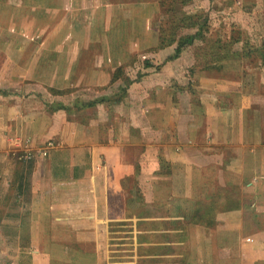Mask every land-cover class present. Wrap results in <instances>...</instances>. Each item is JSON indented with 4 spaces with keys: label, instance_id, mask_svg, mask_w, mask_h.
Instances as JSON below:
<instances>
[{
    "label": "crops",
    "instance_id": "obj_1",
    "mask_svg": "<svg viewBox=\"0 0 264 264\" xmlns=\"http://www.w3.org/2000/svg\"><path fill=\"white\" fill-rule=\"evenodd\" d=\"M206 1L247 38L192 70L135 4L0 0V264H264V0Z\"/></svg>",
    "mask_w": 264,
    "mask_h": 264
},
{
    "label": "trees",
    "instance_id": "obj_2",
    "mask_svg": "<svg viewBox=\"0 0 264 264\" xmlns=\"http://www.w3.org/2000/svg\"><path fill=\"white\" fill-rule=\"evenodd\" d=\"M192 0H158V7L161 12V19L156 23L158 30L159 47L175 45L173 53L168 59L176 58L189 46L199 42V53L196 54L195 64L192 70L219 68L216 64L226 60H239L240 52L233 50V45L247 38L241 36V30L236 28L227 39L220 34L212 36V23L209 13L200 9L187 11ZM203 44V45H202ZM245 44H248L245 42ZM259 54L264 64V43L252 54ZM118 71V70H117Z\"/></svg>",
    "mask_w": 264,
    "mask_h": 264
},
{
    "label": "rangeland",
    "instance_id": "obj_3",
    "mask_svg": "<svg viewBox=\"0 0 264 264\" xmlns=\"http://www.w3.org/2000/svg\"><path fill=\"white\" fill-rule=\"evenodd\" d=\"M83 1L82 4L84 5L85 11L86 13H81V12H77L74 11L72 13H68L69 16L71 17H76L77 20H75V25H78L79 23L82 24L81 22L84 21V16H87V20L84 21V24L87 23V26L90 28L92 27L93 30H96V25L94 23L90 22V18L91 20H93V16H95V12L92 11L93 6L96 3H102V4H106V3H110L112 4V6H115L116 4L120 7H122L121 3L124 2H128L129 4H135L138 6L137 8V12H135L133 10L132 13H137L136 15V20H137V29L139 30V33H142L145 29L146 26V22L148 19V23L150 24L149 27L151 29H153V31L158 35V30L156 28V23L161 19L162 15L160 12V8L158 7V0H81ZM214 3L213 4H209V2H207L206 0H192V2L185 7V10L187 11H195V10H200V9H207V8H211L214 7ZM208 12V11H207ZM131 13V14H132ZM216 13V12H215ZM152 14V15H151ZM120 15L122 16V18L125 20L129 21V18H135L134 16L129 15L128 10L122 11L120 13ZM151 15V17H150ZM215 15V14H213ZM214 18H211V23H212V36L215 37L217 34H220L222 36V38L224 37L225 39H227V35L232 34L233 30L235 31L236 28L240 29V26L234 25V24H229L228 21L226 22L224 19L222 18H216L215 16H213ZM81 21V22H80ZM105 23H106V19H105ZM56 24V22H52L49 26L52 27ZM93 25V26H92ZM114 24H112V26L110 25V28L113 27ZM65 24L62 25V27H64ZM241 36L244 37L245 35L242 34L241 32ZM159 43L160 40L158 39L157 41V45L154 46V48L159 47ZM199 42H196L193 46H189L188 48H186L183 53H182V57H184V59H190L191 57L193 59L197 58L196 54L199 53ZM203 45V44H202ZM175 46V45H173ZM179 55V56H180ZM148 57L149 54H148ZM168 57H166L165 60H167ZM136 264H148L146 263L145 260L143 261H137Z\"/></svg>",
    "mask_w": 264,
    "mask_h": 264
},
{
    "label": "built area",
    "instance_id": "obj_4",
    "mask_svg": "<svg viewBox=\"0 0 264 264\" xmlns=\"http://www.w3.org/2000/svg\"><path fill=\"white\" fill-rule=\"evenodd\" d=\"M49 145H50V143H48L46 148L39 150V155L40 156H46L47 155V150H48V146ZM32 155H33V153L31 151H27V152L23 153L21 158H31Z\"/></svg>",
    "mask_w": 264,
    "mask_h": 264
}]
</instances>
